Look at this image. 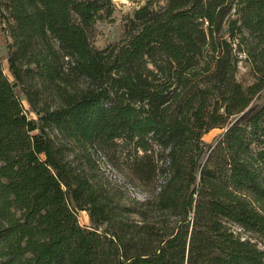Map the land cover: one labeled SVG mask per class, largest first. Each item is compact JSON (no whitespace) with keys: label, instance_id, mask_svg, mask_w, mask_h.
Masks as SVG:
<instances>
[{"label":"trees","instance_id":"obj_1","mask_svg":"<svg viewBox=\"0 0 264 264\" xmlns=\"http://www.w3.org/2000/svg\"><path fill=\"white\" fill-rule=\"evenodd\" d=\"M114 9L0 0V264H264V0H146L97 48ZM118 146L147 197L97 185Z\"/></svg>","mask_w":264,"mask_h":264},{"label":"rangeland","instance_id":"obj_2","mask_svg":"<svg viewBox=\"0 0 264 264\" xmlns=\"http://www.w3.org/2000/svg\"><path fill=\"white\" fill-rule=\"evenodd\" d=\"M115 9L110 18L100 19L89 29L91 43L97 47H104L112 42L118 41L123 35L125 23L132 16L135 9L144 4L146 0H113ZM164 3L165 0H157ZM157 3V2H156ZM4 45L0 46V54H6ZM242 60L239 63L237 79L244 85L252 83L256 79V71L244 54H240ZM6 69V61L4 60ZM223 128L215 127L204 134L203 139L206 144L213 142L216 137L222 134ZM125 152L121 147L113 150H101L94 153V173L97 185L114 194L121 201L128 202L147 197L151 191L148 187L134 177L128 168ZM78 219L82 225L90 226L91 220L88 212L78 211ZM233 228L243 236L250 235L243 228L233 225Z\"/></svg>","mask_w":264,"mask_h":264}]
</instances>
